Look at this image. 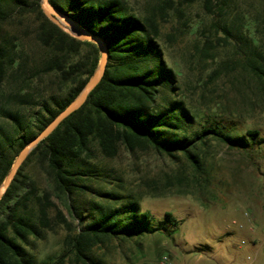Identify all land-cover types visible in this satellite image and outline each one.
<instances>
[{"label":"rangeland","instance_id":"rangeland-1","mask_svg":"<svg viewBox=\"0 0 264 264\" xmlns=\"http://www.w3.org/2000/svg\"><path fill=\"white\" fill-rule=\"evenodd\" d=\"M123 1L130 14L151 17L158 26L156 43L175 79L174 90L161 88L160 98L185 104L193 132L221 126L232 136L249 138L248 132L256 131L257 143L249 150L213 138L197 144L202 174L181 153L174 159L150 147L135 152L121 147L116 158L107 159L95 150L96 172L83 183L87 189L70 202L53 198L51 229L33 241L32 253L38 264L56 263L79 228L68 205L88 218L94 202H125L105 195L116 193L138 199L156 221L171 213L179 225L172 236L156 233L95 247L102 264H157L165 257L170 264H264V84L245 68L249 56L264 64V0H226L222 11L217 6L213 12L204 0ZM37 26L32 13L5 26L20 56L0 89V127L8 133L14 128L3 112H19L29 122L44 103L53 106V98L69 89L55 72H44L49 52L36 40ZM26 170L39 188L51 189L35 160ZM65 264L75 263L70 256Z\"/></svg>","mask_w":264,"mask_h":264},{"label":"trees","instance_id":"trees-1","mask_svg":"<svg viewBox=\"0 0 264 264\" xmlns=\"http://www.w3.org/2000/svg\"><path fill=\"white\" fill-rule=\"evenodd\" d=\"M41 1L0 0V89L20 57L17 44L4 34L5 26L29 13L38 18L36 40L49 52L44 72H55L69 89L59 99L53 98V106L44 103L29 122H24L19 112H3L14 132L0 127V186L21 150L80 95L101 60L97 44L78 40L63 31L44 14ZM50 3L99 37L108 48L109 62L103 79L86 103L32 151L0 200V264H38L31 248L33 241L42 239L45 230L51 229L49 212L56 207L53 198H66L70 202L72 196L87 189L83 183L96 172L91 162L95 150L107 159L116 158L121 147L129 152L150 147L174 159L181 153L194 171L202 174V162L194 152L197 144L213 138L233 149L249 150L257 143L256 131L248 132L249 138L232 136L221 126L193 132L194 118L185 104L160 98L161 88L174 90L175 79L162 60L156 43L158 26L151 17L130 14L123 0H50ZM204 3L209 12L217 6L222 11L226 0H204ZM224 30L230 33L227 27ZM250 57L245 68L264 84V64ZM33 160L46 174L51 189L39 188L26 170ZM105 195L116 203L125 202L117 206L94 202L88 218L68 205L70 213L79 220V228L68 237L67 248L54 264H65L70 256L75 264H102L93 254L97 246L112 240L136 241L156 233L172 236L177 231L179 223L171 213L156 221L142 210L138 199L116 193Z\"/></svg>","mask_w":264,"mask_h":264},{"label":"water","instance_id":"water-1","mask_svg":"<svg viewBox=\"0 0 264 264\" xmlns=\"http://www.w3.org/2000/svg\"><path fill=\"white\" fill-rule=\"evenodd\" d=\"M41 6L44 14L47 18L58 25L63 31L68 33L70 36L81 40V41H91L100 49L101 52V60L98 69L96 70L93 77L90 79L88 84L82 90L80 95L64 110L62 111L43 131H41L25 148L21 150L19 155L17 156L13 167L6 177L4 183L0 186V200L3 198L8 188L10 187L12 181L16 177L20 167L27 160L28 156L32 153V151L71 114L75 111L79 110L87 101L90 93L98 86V84L103 79L107 65L109 62V52L106 44L97 36L91 34L86 29L76 24L57 9H55L50 0H42Z\"/></svg>","mask_w":264,"mask_h":264},{"label":"built area","instance_id":"built-area-1","mask_svg":"<svg viewBox=\"0 0 264 264\" xmlns=\"http://www.w3.org/2000/svg\"><path fill=\"white\" fill-rule=\"evenodd\" d=\"M249 259H251V258H249ZM157 264H170L169 263V260H168V258H162L161 260H160V262H158Z\"/></svg>","mask_w":264,"mask_h":264}]
</instances>
